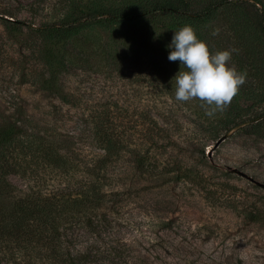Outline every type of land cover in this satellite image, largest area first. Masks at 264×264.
Instances as JSON below:
<instances>
[{
    "label": "rangeland",
    "instance_id": "1",
    "mask_svg": "<svg viewBox=\"0 0 264 264\" xmlns=\"http://www.w3.org/2000/svg\"><path fill=\"white\" fill-rule=\"evenodd\" d=\"M81 1L0 0V115L21 111L34 128L74 133L84 152H101L89 132L101 118L124 138L108 166L120 192L111 197L113 221L92 243L90 264H264V0H227L201 23L151 16L85 25L55 45L58 67L48 80L49 43L37 29ZM184 25L213 54L236 49L228 66L247 73L230 105L211 118L198 99H175V75L185 68L168 59L169 45ZM54 174L39 168L35 177L50 188ZM9 180L0 205L28 179ZM9 252L0 264H49Z\"/></svg>",
    "mask_w": 264,
    "mask_h": 264
},
{
    "label": "trees",
    "instance_id": "2",
    "mask_svg": "<svg viewBox=\"0 0 264 264\" xmlns=\"http://www.w3.org/2000/svg\"><path fill=\"white\" fill-rule=\"evenodd\" d=\"M225 1L203 0L195 6L193 0H121L116 4L82 0L56 22L37 29L49 43L43 54L47 79L58 67L55 45L85 25L109 26L151 16H165L182 24L201 23ZM263 19L261 15L264 29ZM29 122L21 111L0 115V191L11 193L12 174L28 179L20 195L0 205V257L7 262L14 254L9 251L18 250L32 260L47 259L49 264H90L92 243L103 240L113 221L115 198L111 197L120 192L112 187L108 166L125 140L104 127L101 118L89 129L101 152H84L76 144L78 135L66 131L48 133ZM143 161L137 152V165L143 166ZM39 168L55 173L50 188L35 177ZM82 237L87 244L80 249L77 241Z\"/></svg>",
    "mask_w": 264,
    "mask_h": 264
},
{
    "label": "clouds",
    "instance_id": "3",
    "mask_svg": "<svg viewBox=\"0 0 264 264\" xmlns=\"http://www.w3.org/2000/svg\"><path fill=\"white\" fill-rule=\"evenodd\" d=\"M215 29L212 35H218ZM170 61H179L185 70L175 75V99L181 102L198 99L205 115L213 117L224 112L240 86L246 81V72H238L235 66H228L231 51H209L207 44L198 39L190 25H184L174 35L169 45Z\"/></svg>",
    "mask_w": 264,
    "mask_h": 264
},
{
    "label": "water",
    "instance_id": "4",
    "mask_svg": "<svg viewBox=\"0 0 264 264\" xmlns=\"http://www.w3.org/2000/svg\"><path fill=\"white\" fill-rule=\"evenodd\" d=\"M238 125V124H237ZM236 126V125H235ZM234 126V127H235ZM234 127H232V128H230L229 130H227V132L225 133V134H223L216 142H215V146L224 138V137H226V136H228L230 133H231V131L230 130H232ZM209 153H210V150H208V152H207V154L209 155Z\"/></svg>",
    "mask_w": 264,
    "mask_h": 264
}]
</instances>
